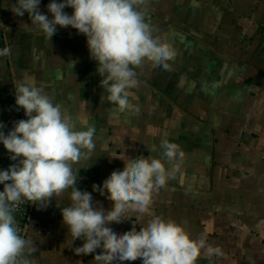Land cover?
<instances>
[{
  "label": "rangeland",
  "instance_id": "rangeland-1",
  "mask_svg": "<svg viewBox=\"0 0 264 264\" xmlns=\"http://www.w3.org/2000/svg\"><path fill=\"white\" fill-rule=\"evenodd\" d=\"M180 1L170 5L171 15L158 9L163 3H151V10L163 14L161 28L169 32L165 40L176 53L167 62L169 68L135 69L144 78L128 90L127 107L118 109L119 124L108 121L99 81L97 93L92 88L86 97L104 109L89 113L88 121H98L92 127L104 136L98 141L111 140L116 133L123 147L115 150L128 158L163 159L161 142L177 144L183 157L164 161L173 174L159 190L169 207L162 217L182 225L193 239H207L208 246L219 248L221 255L211 254L216 264H264V251L251 249L248 262L226 240L231 231L242 237L253 223L264 232V0ZM74 104L82 107L85 101ZM117 159L106 161L107 177L123 170L124 161ZM94 184L99 185L97 177ZM175 185L191 188L194 196L184 201L176 190L168 196ZM195 211L205 215L206 223H181Z\"/></svg>",
  "mask_w": 264,
  "mask_h": 264
},
{
  "label": "clouds",
  "instance_id": "clouds-1",
  "mask_svg": "<svg viewBox=\"0 0 264 264\" xmlns=\"http://www.w3.org/2000/svg\"><path fill=\"white\" fill-rule=\"evenodd\" d=\"M149 0H51L47 11L39 10L40 0H14L8 4L15 16L27 13L31 23L25 24L43 33L50 40L57 26L71 27L86 38L89 58L96 62L102 79L106 101L123 111L128 105V90L137 86L135 69L145 62L154 67L169 68L176 53L161 36L153 35L146 22ZM71 8L72 14L64 9ZM11 54L10 47L0 49V57ZM74 66V62H73ZM17 110L23 109L27 119L13 122L5 134L0 122V144L14 163L0 170V264H30L24 258L31 241L21 235L13 215L22 201L46 207L51 198L67 196L69 203L61 209L67 227L66 240L75 255H93L92 264H124L140 259L142 264H197L202 250L221 255L219 248L206 240L193 239L184 227L171 219L153 215V196L166 186L172 172L165 160L183 157L175 143L161 142L163 159L153 156L128 158L123 170H114L102 185H92L93 192L112 202L104 209L93 201L92 193L77 186L79 170H73L82 158L95 149V129L77 130L70 115L38 87L19 85L14 93ZM71 190V191H69ZM137 214L130 231L117 233L109 226L130 220ZM150 216L145 221L144 217ZM141 224L139 230L135 227ZM100 249L99 254H95Z\"/></svg>",
  "mask_w": 264,
  "mask_h": 264
},
{
  "label": "crops",
  "instance_id": "crops-1",
  "mask_svg": "<svg viewBox=\"0 0 264 264\" xmlns=\"http://www.w3.org/2000/svg\"><path fill=\"white\" fill-rule=\"evenodd\" d=\"M174 1L175 3L181 2L180 0H149L148 5H145L147 9L145 20L151 25L153 35L156 36L160 34L158 36L165 39L169 36V32L161 28V25L164 24L161 19L163 14H156V12L151 10V3H163V7L158 9L160 11L162 10L164 14L171 15L170 5ZM12 2H14V0H12ZM50 2L51 0H40L39 5L40 12L48 15L49 18H51V14L47 11V5ZM57 2H61V0H57ZM10 3L11 0H0V12L7 37L6 47L11 48L10 55L0 57V122L5 125L3 129L5 134L11 130L13 122L20 119H27L24 115V110H17L15 104L14 93L16 88L21 84L28 87L43 89L50 97L53 104L59 105L63 112L71 116L77 130H85L87 127L98 126V124H96L98 121H88L90 120V118H88L89 113L91 114L97 112L98 109L104 108L105 111H108L109 107L107 105L108 102L106 101L104 89L100 92L103 93V95H101L102 98L98 95L100 99L104 98L107 102H105L104 108L102 106L96 108V106L91 105V102L88 101L87 97H89L90 89L93 88L91 91L97 93L94 90V85L100 81V77L96 71V62L89 58L86 39L83 38L84 36L78 34L77 31L71 27L61 28L57 26L56 33L50 41L46 39L43 33L38 32L33 27L25 25L31 23L27 13H25L23 17H17L8 10V4ZM64 11L69 15L72 14L71 8H65ZM181 14L183 15V13ZM156 27L159 30L158 33H155ZM159 67L160 66L154 67L151 62H145L141 67L136 69L145 72V70H143L144 68L148 69V71H153L154 69H160ZM138 78H142L141 80L143 81L144 77L141 76L140 73H137L135 79L137 80ZM94 92L92 93L94 94ZM80 99L81 101L84 99L85 106L82 105V107H79V104L77 106L74 104ZM110 105L113 106L115 110H118L117 106L113 104ZM80 117L82 118L81 120ZM83 117L88 119L85 120ZM79 121H82V123H79ZM90 123H94V125ZM114 124H118L116 118H114ZM99 139L94 140L95 149L90 157L82 158L78 164L73 166V170L75 171L81 168L77 178L78 188L82 191L92 193L93 201L98 202L100 206L107 210L112 207V202L110 200L108 201L106 196H101L98 191L93 192L92 188H90V182L92 177H97L99 179V185H102V182L107 178L106 167L104 166L107 163L106 161L110 158L119 162L115 156H121L123 153L121 150L117 152L115 148L122 149L123 146L121 145V139H118L117 136L112 140H106L104 138L105 142L98 141ZM0 158L7 159L9 166L14 163L9 159V153L6 151L3 144H0ZM212 162L213 158L211 157V162H208L210 167H213ZM108 163H110V160ZM173 188L174 189L170 192L168 191V196L173 195V190L177 191V195H183V197H185L184 201L194 196L193 190H189L191 188L187 191H184V189L182 190L181 187L178 189L182 191H179L176 185ZM158 193L159 196H156ZM158 193H155L153 196L154 202L150 211L153 214L157 213V215L162 216V213L168 212L169 207L165 204L164 197H160L163 194H160V191H158ZM258 195H260V191H258ZM173 199L172 202L174 201ZM68 203L69 200L67 196L51 198L49 204L44 208H38L39 205L36 206L30 203L31 216L29 221V233L26 239L30 240L31 244L29 245V249L24 253V258L28 259L30 264H92L94 254L77 256L73 251L74 248L82 245V240L77 239L71 246H69L70 241L66 240L67 227L62 222L61 209ZM184 212L188 213L189 211L185 210ZM204 216L205 215L199 214L198 211H195L194 217H186L184 219H188V221L183 220L181 223H206L202 219ZM225 216H228V212ZM129 217L131 221L126 220L120 224L113 223L109 226L117 233L130 231L133 227V223L136 222L137 214L130 211ZM254 217H258V215ZM150 218V216L144 217L145 221ZM230 218L232 220V217ZM141 226V224L135 225L137 230H139ZM248 226V232L246 234L243 233L242 237L232 236L234 232L231 231L227 233L228 237L226 240L229 239L232 241V243L229 244L237 246L242 259H246L250 262L253 252H251V249L264 251V232L261 230V224L257 225V223H253V225L250 224ZM262 226H264V224ZM232 227L234 229L233 225ZM235 239L240 240L236 241ZM256 244H258V246H255ZM99 252L100 249H97L95 254H99ZM201 256L210 258L212 264H216L214 258L207 252H202ZM116 264H118V262H116ZM124 264H142V261L137 259L136 261L124 262ZM231 264H234V261Z\"/></svg>",
  "mask_w": 264,
  "mask_h": 264
},
{
  "label": "built area",
  "instance_id": "built-area-1",
  "mask_svg": "<svg viewBox=\"0 0 264 264\" xmlns=\"http://www.w3.org/2000/svg\"><path fill=\"white\" fill-rule=\"evenodd\" d=\"M7 45L6 31L4 22L0 12V49ZM9 167V162L5 158H0V170ZM3 190V185H0V191ZM16 224L18 225L21 235L27 238L29 233V221L31 216V205L28 201H22L13 213Z\"/></svg>",
  "mask_w": 264,
  "mask_h": 264
},
{
  "label": "trees",
  "instance_id": "trees-1",
  "mask_svg": "<svg viewBox=\"0 0 264 264\" xmlns=\"http://www.w3.org/2000/svg\"><path fill=\"white\" fill-rule=\"evenodd\" d=\"M136 74H137V72H136ZM107 105L109 106V108H108V114L107 115H109L108 117H109V119H108V121H110L111 123H113L114 124V118H118L119 120H117V122H118V124L119 123H122V120H120L121 118V112H119L118 110H115L114 108H113V106H111L110 105V103L108 104L107 103ZM143 109L144 110H146L147 109V107L146 106H144L143 107ZM140 116V118H141V115H139ZM142 119V118H141ZM117 129V127L115 128V130ZM101 134V135H100ZM115 134L116 133H114V134H112L111 136L113 137L112 139H115ZM114 135V136H113ZM101 137H104V136H102V133L101 132H99V134H98V132L94 135V138H96V139H99V138H101ZM111 139V140H112ZM213 154V153H212ZM213 157H215V155H212ZM94 181H95V178H91V185H90V188H92V185L94 184Z\"/></svg>",
  "mask_w": 264,
  "mask_h": 264
},
{
  "label": "water",
  "instance_id": "water-1",
  "mask_svg": "<svg viewBox=\"0 0 264 264\" xmlns=\"http://www.w3.org/2000/svg\"><path fill=\"white\" fill-rule=\"evenodd\" d=\"M197 264H212V260L207 257H200L197 261Z\"/></svg>",
  "mask_w": 264,
  "mask_h": 264
}]
</instances>
